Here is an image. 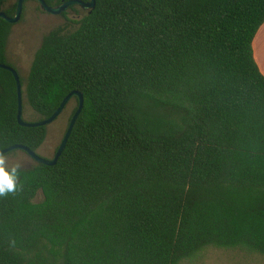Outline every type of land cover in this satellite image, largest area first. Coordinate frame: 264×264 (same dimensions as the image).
Instances as JSON below:
<instances>
[{
	"label": "trees",
	"instance_id": "obj_1",
	"mask_svg": "<svg viewBox=\"0 0 264 264\" xmlns=\"http://www.w3.org/2000/svg\"><path fill=\"white\" fill-rule=\"evenodd\" d=\"M10 1L0 11L14 16ZM68 21L21 77L23 109L47 119L75 90L84 107L58 163L19 167L0 196V264H183L208 248L264 258L253 48L264 0H96ZM12 26L0 19L8 65ZM18 113L16 78L0 68V150L38 152L48 126H22Z\"/></svg>",
	"mask_w": 264,
	"mask_h": 264
},
{
	"label": "rangeland",
	"instance_id": "obj_2",
	"mask_svg": "<svg viewBox=\"0 0 264 264\" xmlns=\"http://www.w3.org/2000/svg\"><path fill=\"white\" fill-rule=\"evenodd\" d=\"M15 3L16 0H11L9 6ZM67 11L69 12L66 16L63 13L54 15L42 10L39 3L35 0H27L25 2L22 18L19 22L13 24L7 42V54L10 65L19 71L24 80L30 73L34 56L40 48L44 36L60 26L72 30L77 24L69 22L68 17L80 20L86 15L79 6L77 10L68 9ZM76 105V99L73 98L61 116L48 125L47 138L38 149L39 155L47 159L54 157L67 132ZM24 118L27 121H37L34 111L28 104H26L24 109ZM3 157L6 168L16 166L28 168L36 163L33 158L22 150L12 151L3 155ZM183 264H264V258L255 253L248 254L243 250L208 248L196 258Z\"/></svg>",
	"mask_w": 264,
	"mask_h": 264
},
{
	"label": "water",
	"instance_id": "obj_3",
	"mask_svg": "<svg viewBox=\"0 0 264 264\" xmlns=\"http://www.w3.org/2000/svg\"><path fill=\"white\" fill-rule=\"evenodd\" d=\"M27 0H18V4H17V9H16V13L14 16H9L5 11H0V19H4L7 22L11 23V24H15L17 22H19L22 18L23 15V10H24V5L25 2ZM39 3L40 7L42 10H44L45 12L54 14V15H59L65 11H67L71 6H79L81 7L83 10H87L90 13L95 9L96 7V0H68L63 2L62 4L58 5V6H50L45 0H35ZM0 40H1V35H0ZM0 68L6 69L10 72H12L16 78L17 81V85H18V93H19V113H18V121L20 123V125L22 126H26V127H37V126H48L51 123H53L59 116H61V114L65 111L66 107L68 106V104L70 103V101L74 98L77 97L79 100V106L76 110V112L74 113L69 127L67 129V132L63 138L62 143L60 144L58 150L56 151L55 155L53 158L51 159H47L42 157L41 155L38 154L37 151H33L32 149H30L29 147L22 145V144H15L12 145L10 147L4 148L2 150H0V156H3L7 153H10L12 151L15 150H22L24 152H26L31 158H33L36 163H41V164H45L48 166H54L58 163L59 158L61 157L67 142L72 134V131L74 129V126L83 110L84 107V95L81 91L75 90L73 92H71L62 102V104L60 105V107L55 111V113L44 120H37V121H27L24 118V109H23V85H22V81H21V75L19 73V71L14 68L12 65H8L5 63H0Z\"/></svg>",
	"mask_w": 264,
	"mask_h": 264
},
{
	"label": "clouds",
	"instance_id": "obj_4",
	"mask_svg": "<svg viewBox=\"0 0 264 264\" xmlns=\"http://www.w3.org/2000/svg\"><path fill=\"white\" fill-rule=\"evenodd\" d=\"M19 179V166L10 170L5 166V159L0 156V196H5L10 192H14L17 188Z\"/></svg>",
	"mask_w": 264,
	"mask_h": 264
},
{
	"label": "crops",
	"instance_id": "obj_5",
	"mask_svg": "<svg viewBox=\"0 0 264 264\" xmlns=\"http://www.w3.org/2000/svg\"><path fill=\"white\" fill-rule=\"evenodd\" d=\"M253 48L255 60L264 75V24L261 26L255 36Z\"/></svg>",
	"mask_w": 264,
	"mask_h": 264
},
{
	"label": "flooded vegetation",
	"instance_id": "obj_6",
	"mask_svg": "<svg viewBox=\"0 0 264 264\" xmlns=\"http://www.w3.org/2000/svg\"><path fill=\"white\" fill-rule=\"evenodd\" d=\"M86 1H87V0H86ZM83 12H84V13H86V14H87V13H90V12H89V11H87V10H83Z\"/></svg>",
	"mask_w": 264,
	"mask_h": 264
}]
</instances>
